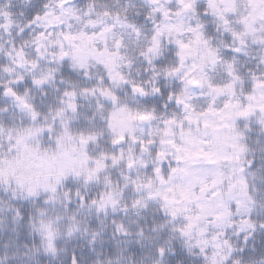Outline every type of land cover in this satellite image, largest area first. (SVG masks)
Listing matches in <instances>:
<instances>
[{
    "label": "snow or ice",
    "instance_id": "1",
    "mask_svg": "<svg viewBox=\"0 0 264 264\" xmlns=\"http://www.w3.org/2000/svg\"><path fill=\"white\" fill-rule=\"evenodd\" d=\"M142 4L131 8L148 28L129 19L127 4L114 10L98 0L83 7L44 0L17 26L18 35L29 29V38L19 46L8 41L7 49L0 44V73L8 76L0 97L9 101L0 107V190L42 202L28 218L39 239L30 258H55L65 251L58 241L78 233L95 243L99 233L82 227L81 213L139 215L155 205L164 219L152 231L170 233L155 249V264L173 239L199 264H244L249 242L264 232V218H256L264 216V203L251 182L259 169L250 171L245 143L250 124L264 133V0ZM11 17L0 7V31L9 36ZM61 69L73 74L60 78L62 88ZM45 88L59 95L42 110L31 93L47 96ZM150 97L162 98L159 110L141 103ZM81 101L91 111L82 124ZM10 107L15 115L5 121ZM90 185L102 188L88 198ZM129 191L135 198L125 202ZM8 210L22 219L19 209ZM111 224L113 238L131 235L122 221ZM136 235L145 238L143 229ZM122 253L106 264H121ZM68 264H81L75 252Z\"/></svg>",
    "mask_w": 264,
    "mask_h": 264
},
{
    "label": "rangeland",
    "instance_id": "2",
    "mask_svg": "<svg viewBox=\"0 0 264 264\" xmlns=\"http://www.w3.org/2000/svg\"><path fill=\"white\" fill-rule=\"evenodd\" d=\"M44 0H0V7L6 8L8 12L12 14V20L14 21V26L9 29L11 35H6L2 31H0V44H3L4 48L7 49L10 47L8 41H11V46H19L23 43L25 39L29 38V29L25 28L24 32L18 33V27H24L26 22L31 19V16L35 9L43 3ZM88 0H76L77 7H83ZM99 3H105L111 6L114 10L117 8H121L126 4L129 5L130 16L129 19L136 21L137 23H144L145 27H151L147 21L143 20V16L137 17L135 15V11L131 8V5H136L137 8H142V0H131V3H127V0H98ZM25 51H29V49H25ZM243 59V57H240ZM4 57L3 54L0 53V64H3ZM140 78L146 79V75L143 73V67L140 69ZM73 74L66 70L61 69L60 75L57 77L56 86L63 87L59 83L61 77L72 76ZM135 76V73H133ZM0 82L2 80L8 79L6 74L0 73ZM27 84L30 86V81ZM163 83V81H161ZM44 91L47 92V96H42L40 90L32 89V95L35 96V103L37 106L41 107L44 110V107L50 103L54 104V98L58 97L59 93L55 92L52 88H45ZM154 97L147 98L145 101L141 103L146 107H156L158 110L160 106H156L153 102ZM4 99V98H3ZM5 101V102H4ZM3 102L0 101V107L9 104V101L4 99ZM83 103V107L80 109V123L84 122V117L91 115V111L89 109L88 102L81 101ZM15 115V109L9 108V112L4 116L5 121H7L8 116ZM249 127L252 129L251 132H246L247 139L245 143L248 145L249 149L252 151V156L254 160L253 168L250 171L257 172V179L251 181L255 184L257 191V200L264 203V133H259L257 130V126L255 124H250ZM107 138H105L106 141ZM101 141V147L104 149H108L109 145L105 142ZM91 147V146H90ZM100 149H96L95 151H99ZM113 180H118L119 177L116 174L115 170L112 172ZM67 187H71L75 190L79 185H68ZM102 188V185H90L88 189V197H92ZM83 191V189H81ZM11 192L5 194L3 190H0V264H39V262L44 259L46 261H59L63 260V256L65 251L58 254L55 258L50 255H44L42 252L37 253L34 258H30V250L34 246L39 245V239L35 236L34 233L31 232V229L28 225L29 215L35 216V210L37 207H43L40 199H37L35 203L31 200H21L19 198L11 199ZM134 195L129 191L125 195V202L129 199H134ZM78 203V202H77ZM9 208L19 209L22 219L18 221H14L13 216L14 213ZM58 211H62V209L57 208ZM51 212V209H49ZM76 211V204L68 205V212L72 213ZM257 219L264 218V216H257ZM77 219L85 221V224H82V227L86 226L89 229V232L95 230L99 233L95 243L91 244L92 247L100 246V238L103 235L108 237V243H113V251L112 256L109 260H115L117 253L119 250H123V259L121 260V264H125L128 258V254L135 250H147L151 251L156 249L158 245H165L166 240L169 239L170 233L167 229L157 230L155 232L152 231L153 225H159L162 222L164 217L156 212L155 205L149 207L147 211H141L139 215L134 214L131 210L127 213L117 212L112 214L111 212L105 218L104 216H100L99 219L93 213L91 217L88 216L87 213H81L77 216ZM117 220L122 221L125 226L128 228L131 233L130 236H117L113 238V228L111 221ZM102 221V223L100 222ZM94 225V226H93ZM139 229H143L144 237L140 238L136 235ZM78 239L86 240L89 243L90 236L85 235L81 236L79 233L70 240H60L58 241L57 246L63 247L64 249H72L74 251L78 250V244H74ZM234 242L235 241V238ZM139 240V243H137ZM172 241H178L173 239ZM181 242V241H180ZM254 242L250 241L249 245H252ZM182 243V242H181ZM238 243V242H237ZM146 247V248H145ZM184 250L187 252L186 248ZM26 253H29L26 255ZM142 259H144V263L148 262V257L145 252L141 251ZM194 260H198L196 257L191 256Z\"/></svg>",
    "mask_w": 264,
    "mask_h": 264
},
{
    "label": "trees",
    "instance_id": "3",
    "mask_svg": "<svg viewBox=\"0 0 264 264\" xmlns=\"http://www.w3.org/2000/svg\"><path fill=\"white\" fill-rule=\"evenodd\" d=\"M25 84L27 85L29 84V82L25 81ZM0 101L3 102L4 99L0 97ZM153 102L154 104H156V106H160L163 103V100L160 97H154ZM1 240L2 239L0 238V243ZM99 241L100 246L92 247L86 240L78 239L74 243L78 244V250L74 251L72 249H65L63 260L61 259L59 261H46L42 259L39 264H68V261L73 252H75L76 257L78 260L81 261V264H86V262H89V264H94L95 261H99L100 264H106V261L109 260V258H111L112 256L113 243H108V237L106 235H103ZM257 241L264 243V232H261L257 236L256 240H254L252 244L253 247H258ZM170 247L171 252L166 255L164 260L161 261V264H199V260H194L191 256L187 254V252L184 250L183 244L180 241H171ZM141 251L149 255V263H144ZM141 251L139 249L131 251L128 254V258L125 264H155V262L160 259L156 255L155 249L151 251H147L144 249Z\"/></svg>",
    "mask_w": 264,
    "mask_h": 264
},
{
    "label": "clouds",
    "instance_id": "4",
    "mask_svg": "<svg viewBox=\"0 0 264 264\" xmlns=\"http://www.w3.org/2000/svg\"><path fill=\"white\" fill-rule=\"evenodd\" d=\"M127 3H131V0H127ZM257 244L258 247H255V250H253L252 245H248V249L242 254L241 258L244 264H257L259 260L264 259V255L261 253V247H264V243L257 241ZM86 264H89V262H86Z\"/></svg>",
    "mask_w": 264,
    "mask_h": 264
}]
</instances>
